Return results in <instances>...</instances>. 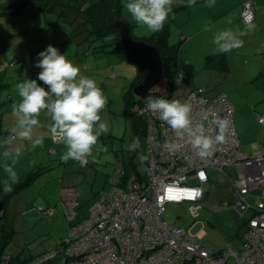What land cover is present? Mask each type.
I'll list each match as a JSON object with an SVG mask.
<instances>
[{
    "label": "rangeland",
    "instance_id": "374dc122",
    "mask_svg": "<svg viewBox=\"0 0 264 264\" xmlns=\"http://www.w3.org/2000/svg\"><path fill=\"white\" fill-rule=\"evenodd\" d=\"M26 1L28 0H0V3H5L3 7L10 5L13 8L0 16V41H2L0 46L4 45L12 49L11 51L22 53L21 51L31 49L34 41L39 45L38 47L52 45L59 51L63 50L67 58L69 56L75 58L81 74L94 79L107 97L108 103L100 115L102 122H105L109 129L108 133L101 135L98 140V144L106 147L107 151L94 149L93 156L88 158L86 166L81 167L79 162L72 160L62 161L61 153L60 156L49 155L50 161L37 167L40 172L30 186L4 198V211L1 214L4 215V221L12 231L10 254L22 260H33L43 254L55 252L58 242L67 238L70 227L82 222L88 216L89 209L99 195L102 192L113 191L111 180L117 178L123 166L128 164L130 167L133 163L136 171L144 170L145 159L142 160L141 157H145V138L144 133L135 132L131 122L123 117L122 95L127 90L129 82L136 77L135 64L122 60L114 53H108V46L104 50L94 49L102 44L111 43L108 39L104 41L90 39L89 42L77 45L75 38L69 39V35L74 33L72 24L60 21L54 13H43L42 9L33 3L27 2L28 5H22ZM120 2L123 4V0ZM26 10L29 11L25 12ZM121 10L124 19L131 25L130 30L134 38L153 34L132 22L123 6ZM46 20L49 21V29L38 31L42 27L38 23H45ZM62 24L68 28L63 27ZM169 41L172 44L178 43L174 31ZM27 42L30 44L28 45ZM12 61H14L12 57L10 62H5L0 57V80L3 76L14 72L12 68L17 63ZM182 62L184 63L183 60ZM28 66L26 62L20 63L15 72L19 73L20 68L28 70ZM165 80L164 78L161 82ZM198 81L205 83L207 80L198 78ZM187 85V81L174 84L171 89L172 99L184 102ZM216 86L218 84H214L211 88L204 86V89L212 96L218 92ZM6 89L3 87L0 92L2 105L7 103ZM257 96L258 92L254 86H242L230 95V101L235 108L233 121L236 133L240 131V134L237 133L238 138L239 135L244 137L242 140L239 139L238 147L239 153L243 156H257L264 150V124H259L257 121V118L264 114V104L250 103L255 101L253 97ZM8 106L0 107L1 126L2 123L11 120L12 115L6 110ZM134 109L135 106L132 111ZM4 132L1 128L0 137H5ZM137 137L140 147L134 151L127 150L126 145L131 144ZM61 150L64 154L65 145L60 147ZM31 158L36 159L37 153ZM203 191L204 197L200 201L201 209L196 219L188 214L191 203H183L167 205L162 215L163 220L171 226L177 225L188 229L190 234L197 238L198 244L210 254L224 250L229 243H234L238 247L241 219L233 209L231 193L224 176L218 172L209 173V181L203 185ZM64 198L65 201L77 202V218L70 222L64 216L62 208ZM177 221L179 222L176 224Z\"/></svg>",
    "mask_w": 264,
    "mask_h": 264
},
{
    "label": "built area",
    "instance_id": "2783aa9c",
    "mask_svg": "<svg viewBox=\"0 0 264 264\" xmlns=\"http://www.w3.org/2000/svg\"><path fill=\"white\" fill-rule=\"evenodd\" d=\"M253 20V4L246 2L240 21L248 25ZM177 81H181L179 76L174 84ZM160 84L155 98L172 99L166 80ZM185 101L193 106L194 120L203 122L211 136L217 132L214 117L228 119L225 142L202 158L186 135L174 133L145 103L135 106L144 121V170L123 178L120 169L111 180L113 191L99 195L88 216L70 227L55 252L24 264H264V150L257 156L239 153L234 108L226 95L210 96L206 89L194 88ZM257 121L264 124V114ZM53 140L60 139L53 136ZM171 142L180 144V150L170 153L165 145ZM212 172L224 176L241 225L238 247L229 243L224 250L210 254L188 229L169 225L162 215L167 205L191 203L188 214L196 219L203 185ZM76 208V201L64 202L67 221L77 218ZM10 246L0 243V264H19L11 260Z\"/></svg>",
    "mask_w": 264,
    "mask_h": 264
},
{
    "label": "clouds",
    "instance_id": "9594fccd",
    "mask_svg": "<svg viewBox=\"0 0 264 264\" xmlns=\"http://www.w3.org/2000/svg\"><path fill=\"white\" fill-rule=\"evenodd\" d=\"M173 0H123V9L138 27L150 33L163 30L172 11ZM230 23V21H229ZM255 28L248 24L245 30L234 31L225 28L213 35L212 42L217 53H229L234 49L243 47L242 37ZM106 39L115 40V36ZM36 67L42 69L37 79L48 86L46 90L37 83L36 79H26L16 85L19 101L12 104V113L17 117L16 127L13 132L19 133L24 139L32 138L33 127L39 124L38 117L42 111H47L52 121L50 132L58 137L65 145L66 151L61 156L62 161L79 162L81 167L86 166L88 158L93 156V151H107V148L98 144L99 137L108 133V126L102 122L101 111L108 103L103 90L92 78L81 74L80 67L74 65L65 54L49 45L39 54ZM147 110L158 114L161 121L179 135H186L190 140L193 150L200 157L212 154L214 146L225 142L229 131L227 118L215 116L213 123L217 129L216 135L211 136L203 122L193 118V106L177 99L145 98ZM43 147V139L36 138L32 147ZM140 147L137 137L127 150L134 151ZM170 153L180 150L181 145L175 142L165 145ZM5 156L8 155L6 152ZM19 156V150L16 151ZM141 159H147L141 157ZM15 180L11 169H6ZM11 185L6 184L5 193L10 192Z\"/></svg>",
    "mask_w": 264,
    "mask_h": 264
},
{
    "label": "crops",
    "instance_id": "0c3cea01",
    "mask_svg": "<svg viewBox=\"0 0 264 264\" xmlns=\"http://www.w3.org/2000/svg\"><path fill=\"white\" fill-rule=\"evenodd\" d=\"M27 2L22 5H26ZM246 2L253 4L254 20L251 24H254L255 28L242 37L244 40L243 47L234 49L229 53H217L215 51L216 46L212 42L213 35L217 31L225 28H231L234 31L246 29L247 25H243L240 21L241 8ZM4 4L0 3V12L6 13V11L13 10L10 5L3 7L2 5ZM180 5L182 6L180 7ZM20 8L22 9L23 7ZM22 10L24 11L25 9ZM28 11L26 10L25 12ZM5 13H0V16L5 15ZM170 13L168 17L171 29L170 36L174 31L175 36L178 38V43L182 42L178 76L181 78L180 82H188L187 94L194 88L204 89V86L211 88L214 84H218L215 88L218 91L216 93L226 95L230 101V95L238 91V88L254 86L258 96L253 97L255 101H250V103L264 104V0H173ZM48 22V20L45 23L39 22L38 24L42 27L38 31L49 29L50 24ZM63 27L67 26L63 25ZM63 37L65 39V36ZM1 43L2 41H0ZM32 43L31 49L21 51L23 55L17 51H11L12 49H8L4 45L0 46V57L2 60L10 62L12 57V60L17 63L12 68L14 72L8 76H3V79L1 78L2 80H0V92L3 87L7 88V103L2 105V95H0V107L9 105L6 110L12 115L11 120H8L5 124L2 123L1 126L2 131H5L4 133L6 134L4 138L0 137V183L4 188L6 184L12 186L29 174L28 172L31 173L38 166L46 164L47 161H50L49 155L56 154L60 156V153L63 155L60 147L64 144H62L61 140L57 143L54 142L53 135L50 132L52 121L46 110L42 111L38 117L39 124L33 127L31 139L21 138L18 131L13 132V128L16 127L17 117L13 115L11 106L19 101L16 85L26 79H36L40 86L48 88L47 85L37 79L38 73L42 69L35 66L40 59L38 54L44 51L47 46L38 47L39 45L35 44L34 41ZM178 43L176 42V44ZM27 44L29 45L30 42H27ZM59 52L66 55L63 50ZM213 54L219 55V61L215 66L207 67L206 58ZM69 60H72L74 65H77L75 58H69ZM23 62L29 64L28 70L20 68L19 73H16L15 69ZM198 78H206L207 81L202 83L198 81ZM176 83H179V81ZM161 88L162 85L157 86L155 90H161ZM242 103L247 105L244 101ZM237 133L240 134V131H237ZM10 136L14 138L10 139ZM239 137L238 139L240 140L244 139L241 135ZM36 138L43 139V147H32V141ZM52 145L55 146L52 148ZM56 146L57 148H55ZM17 150H19L18 157L16 156ZM6 152L8 153L7 156L4 155ZM34 153H37V158L33 160L31 156ZM6 169H11L15 180H13L12 175ZM63 170L65 171V169ZM64 202H66L65 198L62 201V208Z\"/></svg>",
    "mask_w": 264,
    "mask_h": 264
},
{
    "label": "trees",
    "instance_id": "16d2710c",
    "mask_svg": "<svg viewBox=\"0 0 264 264\" xmlns=\"http://www.w3.org/2000/svg\"><path fill=\"white\" fill-rule=\"evenodd\" d=\"M29 3H33L39 6L43 13H54L56 18L60 21H64L72 24L73 34L71 38H75L77 45H81L83 42H89L90 39L104 41L108 36H115V40L111 43L102 44L101 46L94 47V49H103L106 46L109 47L108 53H114L122 60H127L135 64L136 77L130 81L127 90L122 95V101L124 104L123 117L129 120L135 129V132L144 133V121L137 113L132 111V108L137 105L145 103L147 96L156 97V90L149 93L143 100L138 101L133 95V89L139 85L145 78L148 68L146 64L139 58L129 55L120 45L119 32L114 28V23L122 20L125 21L122 14V3L120 0H28ZM182 5H180L181 7ZM4 14L5 12H0ZM169 19L163 26V30L154 33L147 37L136 38L137 41L153 46L160 54L163 64V78L166 79L167 88H171L174 85V80L178 76V63L181 43L172 44L169 41L170 38V23ZM131 28V25H129ZM219 61V55L213 54L206 58V66H215ZM137 115V116H136ZM1 116L0 113V133H1ZM144 137V134H143ZM127 164L121 169L124 173L123 178L129 175L131 172H136L135 165L131 163ZM39 169H35L31 173L27 174L23 179L16 182L11 186V191L5 193L4 187L0 183V199L11 196L23 188H27L33 182V180L39 174ZM3 197V198H2ZM11 229L8 227L6 221H4V215L0 213V243L2 246L10 245L11 243ZM16 263L24 264L30 260L19 259L18 257H12Z\"/></svg>",
    "mask_w": 264,
    "mask_h": 264
},
{
    "label": "water",
    "instance_id": "95a60500",
    "mask_svg": "<svg viewBox=\"0 0 264 264\" xmlns=\"http://www.w3.org/2000/svg\"><path fill=\"white\" fill-rule=\"evenodd\" d=\"M114 28L119 32L121 47L131 56L141 59L148 71L142 82L133 89L136 100H143L155 90L163 78V64L159 52L151 45L139 42L131 34L127 22L119 20L114 23ZM3 199H0V213H3Z\"/></svg>",
    "mask_w": 264,
    "mask_h": 264
}]
</instances>
